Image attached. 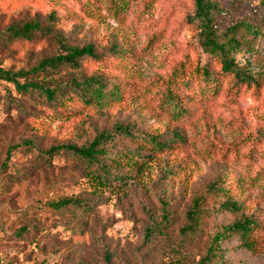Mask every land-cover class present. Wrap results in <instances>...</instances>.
Returning a JSON list of instances; mask_svg holds the SVG:
<instances>
[{
	"label": "rangeland",
	"instance_id": "rangeland-1",
	"mask_svg": "<svg viewBox=\"0 0 264 264\" xmlns=\"http://www.w3.org/2000/svg\"><path fill=\"white\" fill-rule=\"evenodd\" d=\"M218 4L233 13L230 21L251 22L257 2ZM193 11V0H0V32L27 23L45 30L35 44L0 43V67L38 66L57 54L59 33L70 47L93 46L101 60L59 69L50 87L91 77L106 86L100 106L74 92L51 106L0 82V264H264V33L234 56L256 84H237L200 48L187 21ZM205 66L213 82H205ZM118 123L133 135L107 147L105 161L121 174L109 187H97L70 156L49 166L23 148L2 167L11 146L80 147ZM147 136L168 148L155 151ZM65 199L85 205L48 206ZM196 200L204 213L181 241ZM226 202L237 210L222 209ZM148 213L156 222L168 218L150 240ZM245 221L252 222L247 236L226 233ZM222 233L227 239L218 243Z\"/></svg>",
	"mask_w": 264,
	"mask_h": 264
},
{
	"label": "trees",
	"instance_id": "trees-1",
	"mask_svg": "<svg viewBox=\"0 0 264 264\" xmlns=\"http://www.w3.org/2000/svg\"><path fill=\"white\" fill-rule=\"evenodd\" d=\"M238 1L246 4L257 2L256 8L250 12L248 17L251 22L237 19L230 21L233 13L224 14L218 4V0H193L194 11L187 17V21L189 26L196 29L198 44L202 51L219 63L221 75L233 77L237 84H256L252 72L245 67H239L234 56L240 54L244 46L249 47L252 40L264 33V27L261 26V21L264 19V0ZM44 32L45 30L38 23H27L23 26L14 25L6 31L0 32V43L31 45L35 44L38 40V35ZM249 37L252 39H248ZM53 39L58 47V52L55 56L44 59L38 66L28 71L6 70L0 67V82L12 85L19 94L24 96L38 94L45 103L51 106L63 104L65 100L74 98V95L76 100L83 102L85 105L96 104L100 106L105 99L104 90L106 86L99 78L76 79L60 86L57 85L54 88L50 87L49 84L53 79L52 73L59 71V69L77 70L80 68V62L85 58L101 60L93 46L85 48L70 47L63 35L59 33ZM201 69L206 76L205 82H213L214 76L210 73L209 67L205 66ZM69 92H74L73 96H70ZM115 95H117V92L113 93V96ZM172 105L175 113L180 115L182 108L174 102H172ZM132 135L133 130L131 127H125L123 124L118 123L112 131H103L92 142L80 147L73 144H65L43 151L36 148L32 142H26L8 148L6 162L2 167L4 169L7 168L13 152L23 148L36 152L37 161L40 164L41 162L46 165L49 164V166L52 165V160L55 156H70L77 159L85 168L87 176L90 177L97 187L103 189L109 187L112 181L121 178V174L113 172L111 166L105 161L109 154L107 147L113 145L120 137H131ZM146 139L150 141L155 151H162L168 148L166 144L161 143L154 137L147 136ZM174 140L183 141L179 134L176 135ZM210 188H213V186ZM83 205L85 204L82 201L73 199L59 200L48 204L51 209L59 212L64 211L68 207L81 208ZM221 207L225 210H237V206L231 202H226ZM203 213L204 209L201 208V201H194L186 214L185 227L180 231L181 241H185L197 231ZM148 218L151 223L146 229L145 237L150 240L154 235L162 231L164 224L168 222V218L166 215L161 222H156L151 213H148ZM251 224V221L235 224L228 228L226 233H238L247 236L250 232ZM26 233L27 229L21 230L18 237L23 238ZM226 239L225 233L216 237L218 243ZM211 256H215L213 252H210L208 258ZM202 264H205V262Z\"/></svg>",
	"mask_w": 264,
	"mask_h": 264
}]
</instances>
